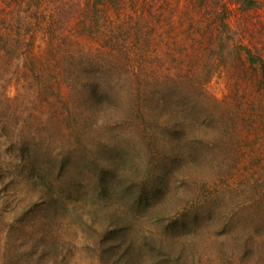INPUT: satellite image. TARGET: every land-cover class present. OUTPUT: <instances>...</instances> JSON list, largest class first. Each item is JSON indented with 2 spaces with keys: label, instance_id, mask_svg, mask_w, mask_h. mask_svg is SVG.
<instances>
[{
  "label": "rangeland",
  "instance_id": "obj_1",
  "mask_svg": "<svg viewBox=\"0 0 264 264\" xmlns=\"http://www.w3.org/2000/svg\"><path fill=\"white\" fill-rule=\"evenodd\" d=\"M241 1L0 0V264H264Z\"/></svg>",
  "mask_w": 264,
  "mask_h": 264
},
{
  "label": "trees",
  "instance_id": "obj_2",
  "mask_svg": "<svg viewBox=\"0 0 264 264\" xmlns=\"http://www.w3.org/2000/svg\"><path fill=\"white\" fill-rule=\"evenodd\" d=\"M242 11L250 10L258 7L260 5L258 0H242ZM250 52V50H248ZM251 55V54H250ZM252 56V55H251ZM253 59V58H252ZM260 61V60H259ZM264 68V65L262 66Z\"/></svg>",
  "mask_w": 264,
  "mask_h": 264
}]
</instances>
